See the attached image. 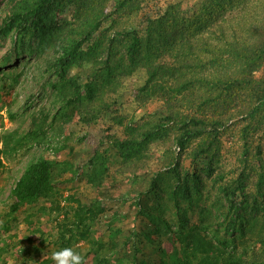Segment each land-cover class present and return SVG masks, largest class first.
Returning <instances> with one entry per match:
<instances>
[{"label":"rangeland","instance_id":"1","mask_svg":"<svg viewBox=\"0 0 264 264\" xmlns=\"http://www.w3.org/2000/svg\"><path fill=\"white\" fill-rule=\"evenodd\" d=\"M30 1L0 0V264H54L62 248L85 264H264V135L248 124L249 98L182 147L194 112L168 104L128 52L136 35L148 41L149 17L167 7L191 14L202 0H98L87 9L58 0L41 41V24L9 20ZM145 46L139 52L155 65L174 61L168 48ZM206 107L196 113H222ZM44 161L53 188L15 207L17 181Z\"/></svg>","mask_w":264,"mask_h":264},{"label":"trees","instance_id":"2","mask_svg":"<svg viewBox=\"0 0 264 264\" xmlns=\"http://www.w3.org/2000/svg\"><path fill=\"white\" fill-rule=\"evenodd\" d=\"M57 1L33 0L32 4L14 12L9 19L10 23L25 28L41 24V41L52 21L51 9ZM129 1L133 0H119V4L123 6ZM97 2L98 0H79L78 4L80 9H87L88 6L94 8ZM238 10L241 11L240 17L236 12ZM148 20V34L145 38L148 41L143 45V40L136 35L128 46V52H133V59L144 62L150 72L149 82H154L155 90L161 92L168 104L173 101L188 102L186 107L194 112L185 118V134L180 138V146L185 147L186 137L204 135L212 127L210 123H221L223 115L220 114L225 111L229 113L237 100L244 96L249 98L246 105L248 124L251 127H263L264 135V76L258 78L254 75L264 65V0H202L191 14L171 12L167 7L165 12L149 17ZM99 25L100 21H96L89 33L97 30ZM168 26L174 29L178 26L180 32L169 37ZM158 28L159 33L156 31ZM172 39L176 45H172ZM179 41H182L183 46H179L182 48L175 53ZM82 42L83 40L78 41L62 55L60 62H71V57ZM161 42L164 44L162 47L155 46ZM145 45L156 49L160 54H163L161 51L164 48H168L175 57L174 61L155 65L150 54L139 52L141 47L145 49ZM105 66H109L108 59H105ZM227 66L230 67L228 70ZM198 68H202V72ZM168 76L171 77L170 81L166 80ZM206 105L211 108L218 106L222 113H196L205 112ZM194 128L199 130L195 133ZM213 128L217 130V127ZM154 135L156 131L153 129L144 131L146 138ZM137 142L135 139L122 140L119 144L126 146ZM257 151L263 154L264 147L259 146ZM48 166L45 161L35 163L17 181L12 191L16 198L15 207L53 188L54 183L48 178Z\"/></svg>","mask_w":264,"mask_h":264},{"label":"clouds","instance_id":"3","mask_svg":"<svg viewBox=\"0 0 264 264\" xmlns=\"http://www.w3.org/2000/svg\"><path fill=\"white\" fill-rule=\"evenodd\" d=\"M54 264H85L84 257L72 248H62L52 253Z\"/></svg>","mask_w":264,"mask_h":264}]
</instances>
